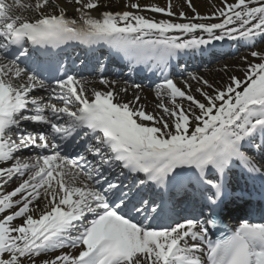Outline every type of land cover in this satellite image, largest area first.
<instances>
[{"label": "bare ground", "instance_id": "6f19581e", "mask_svg": "<svg viewBox=\"0 0 264 264\" xmlns=\"http://www.w3.org/2000/svg\"><path fill=\"white\" fill-rule=\"evenodd\" d=\"M0 8L4 44L12 41L16 28L29 32L46 21L89 37L124 38L133 53L159 57L179 47L240 36V50L228 58L216 53L221 60L202 67L188 56L190 74L165 75L152 85V77L145 78L147 69H139L134 71L144 74L143 84L107 75L77 77L53 89L0 53V117L29 124L17 131L0 125V264H94L108 252L101 241L111 242L113 253L127 260L104 264H176L177 255L203 264L202 249L191 251L189 240L202 225L184 223L170 232H154L125 222L112 209L111 197L96 190L100 163L93 162L100 157L78 166L62 158L54 139L68 132L84 104L97 101L103 112L98 123L119 135L141 163L217 154L228 134L249 132L264 117V46L257 49L254 38L264 32V0H0ZM117 48L121 45L112 47ZM94 58L102 65L100 60L86 65L82 58L75 60L76 68L103 73L104 58ZM239 69L246 73L244 80L238 79ZM209 86L216 89L208 93ZM91 147L85 156L93 150L104 154L103 137L97 136ZM252 150L264 165V156L255 157L257 150ZM212 172L217 169L197 172V177L212 179ZM72 230L76 234L70 237Z\"/></svg>", "mask_w": 264, "mask_h": 264}, {"label": "rangeland", "instance_id": "374dc122", "mask_svg": "<svg viewBox=\"0 0 264 264\" xmlns=\"http://www.w3.org/2000/svg\"><path fill=\"white\" fill-rule=\"evenodd\" d=\"M221 4V8H225V5L221 2L220 3ZM217 8L216 7H213V10L215 11ZM257 41H258V46H257V49H260V48H262V46H264V32H262L261 33V35H257L256 37H254ZM260 53L264 56V52H261L260 51ZM242 54V53H241ZM244 54V53H243ZM229 60V59H228ZM257 63H261V59L259 58L258 59V61H257ZM188 74H190V73H188ZM246 77V73H245V71H243V69H239V76H238V79L239 80H244V78ZM216 88L214 87V86H209L208 88H207V92L208 93H210V92H212V91H214ZM221 89H224V87H222ZM220 89V90H221Z\"/></svg>", "mask_w": 264, "mask_h": 264}]
</instances>
